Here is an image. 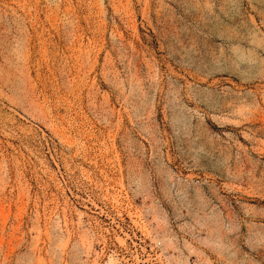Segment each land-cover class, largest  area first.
Here are the masks:
<instances>
[{
  "label": "rangeland",
  "instance_id": "rangeland-1",
  "mask_svg": "<svg viewBox=\"0 0 264 264\" xmlns=\"http://www.w3.org/2000/svg\"><path fill=\"white\" fill-rule=\"evenodd\" d=\"M0 264H264V0H0Z\"/></svg>",
  "mask_w": 264,
  "mask_h": 264
}]
</instances>
